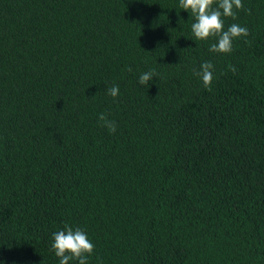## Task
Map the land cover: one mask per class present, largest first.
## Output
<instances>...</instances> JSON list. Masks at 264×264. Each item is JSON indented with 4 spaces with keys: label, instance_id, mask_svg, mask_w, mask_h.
<instances>
[{
    "label": "trees",
    "instance_id": "obj_1",
    "mask_svg": "<svg viewBox=\"0 0 264 264\" xmlns=\"http://www.w3.org/2000/svg\"><path fill=\"white\" fill-rule=\"evenodd\" d=\"M242 3L219 54L179 0H0V264H59L66 224L87 264H264V0Z\"/></svg>",
    "mask_w": 264,
    "mask_h": 264
},
{
    "label": "clouds",
    "instance_id": "obj_2",
    "mask_svg": "<svg viewBox=\"0 0 264 264\" xmlns=\"http://www.w3.org/2000/svg\"><path fill=\"white\" fill-rule=\"evenodd\" d=\"M214 3L217 4L216 7H213ZM179 6L194 17L195 22L192 23L191 30L196 40L216 39V42L209 47L210 52L231 53L233 40L249 35L247 27H242L236 23L231 24L227 30L224 28L223 18L235 19L237 10L244 8L242 0H218V2L217 0H179ZM247 42L246 40L245 43ZM229 68L235 72L234 67L230 65ZM128 71H131L130 67ZM194 74L201 78L203 87L210 91L214 79V65L210 61H205L201 64L199 71L194 70ZM156 75L154 69L142 73L138 83L147 88L148 82ZM108 95L117 97L119 86L110 87ZM98 118L103 127L107 128L110 133H115V121L109 120L104 113H100ZM52 236L51 249L60 258L59 264H68L70 260L74 259L78 260L79 264H87L88 257L93 253L95 245L89 240L86 232L79 227L73 229L66 224L63 230L54 232Z\"/></svg>",
    "mask_w": 264,
    "mask_h": 264
}]
</instances>
